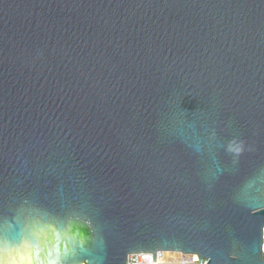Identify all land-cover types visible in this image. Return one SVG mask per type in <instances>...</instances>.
Segmentation results:
<instances>
[{"label": "water", "instance_id": "95a60500", "mask_svg": "<svg viewBox=\"0 0 264 264\" xmlns=\"http://www.w3.org/2000/svg\"><path fill=\"white\" fill-rule=\"evenodd\" d=\"M263 239L264 0H0V264Z\"/></svg>", "mask_w": 264, "mask_h": 264}, {"label": "built area", "instance_id": "2783aa9c", "mask_svg": "<svg viewBox=\"0 0 264 264\" xmlns=\"http://www.w3.org/2000/svg\"><path fill=\"white\" fill-rule=\"evenodd\" d=\"M264 249V239H263ZM201 259L196 252H183L181 250H158L155 252V261L153 252L142 251L128 255L125 264H200ZM80 264H87L81 262ZM205 264V262H202Z\"/></svg>", "mask_w": 264, "mask_h": 264}, {"label": "clouds", "instance_id": "9594fccd", "mask_svg": "<svg viewBox=\"0 0 264 264\" xmlns=\"http://www.w3.org/2000/svg\"><path fill=\"white\" fill-rule=\"evenodd\" d=\"M41 247L45 248V252L47 251L46 246L42 244ZM41 259L45 261V264H47L46 256L44 252L41 253ZM24 264H35V261L32 259V249L31 248L28 249V256H27V259L24 261Z\"/></svg>", "mask_w": 264, "mask_h": 264}]
</instances>
